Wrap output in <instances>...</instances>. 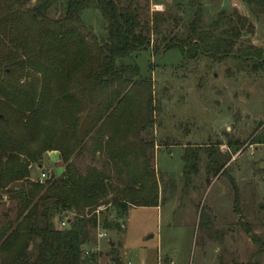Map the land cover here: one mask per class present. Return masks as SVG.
<instances>
[{
  "label": "trees",
  "instance_id": "1",
  "mask_svg": "<svg viewBox=\"0 0 264 264\" xmlns=\"http://www.w3.org/2000/svg\"><path fill=\"white\" fill-rule=\"evenodd\" d=\"M245 2L255 17L264 16V0ZM189 4L196 10L180 35L168 24L181 18L150 12L149 0H0V206L10 205L0 217V264H98L101 254L86 251L98 228L121 234L131 208L163 204L162 176L152 165V87L127 60L171 49L187 61L227 57L253 30L236 9L205 26L199 0ZM87 9L101 17L99 36L82 19ZM237 51L234 57L264 70V50ZM257 144H264L262 122L248 143ZM232 149H184L182 194L194 187L201 152L206 174L218 176L241 148ZM53 151L63 173L32 180L31 167ZM198 218L208 239L222 243L225 232L203 207ZM251 239L264 252L263 240L255 233ZM109 244V264H123L120 246ZM219 264L227 263L220 257Z\"/></svg>",
  "mask_w": 264,
  "mask_h": 264
},
{
  "label": "rangeland",
  "instance_id": "2",
  "mask_svg": "<svg viewBox=\"0 0 264 264\" xmlns=\"http://www.w3.org/2000/svg\"><path fill=\"white\" fill-rule=\"evenodd\" d=\"M189 2L149 0V10L170 11L179 16V25L174 21L168 25L173 34L181 35L196 10ZM199 3L203 25L212 23L221 11L230 13L236 9L249 19L253 30L242 33L227 57L203 54L187 61L178 50L171 49L160 56L142 50L127 60L137 64L141 77L151 83L152 165L162 176L158 184L159 197L164 202L157 208H137L131 212L128 227L121 234L106 231V236L99 240L95 231V239L86 251L101 254L98 264H109L110 241L117 249L123 241L129 254L124 264H219L220 257L227 264H264V252H258L251 239L255 233L264 242V144L248 145L253 129L264 123V70L254 69L252 60L244 62L233 56L247 46L264 50V16L255 17L245 0ZM155 5L162 9L157 11ZM82 19L97 36L102 34L103 25L96 10H85ZM234 143L241 149L231 156L222 175L206 174V154L201 152L199 173L192 181L194 187L183 195V150L219 148L224 155H231ZM43 156L41 167L33 165L30 169L32 180L63 173L57 156ZM169 179L175 182V190L166 185ZM234 185L239 195L238 211L234 210ZM8 207L9 203L0 206V217ZM202 207L214 218L215 228L225 232L222 243L209 240L204 222L199 223ZM242 224L248 225L252 234ZM139 249L145 250L144 263L137 256Z\"/></svg>",
  "mask_w": 264,
  "mask_h": 264
},
{
  "label": "crops",
  "instance_id": "3",
  "mask_svg": "<svg viewBox=\"0 0 264 264\" xmlns=\"http://www.w3.org/2000/svg\"><path fill=\"white\" fill-rule=\"evenodd\" d=\"M250 146H252V145H250ZM249 146V147H250ZM184 151V150H183ZM184 153V152H183ZM47 155L50 157V156H53V155H55V156H57L58 157V161H60V156H58V152H56V151H53V152H49V153H47ZM49 162H50V158H49ZM137 208H141V209H153V208H157V207H137ZM137 208H131L130 210H129V212H128V215H127V217H126V223H125V229L124 230H126L127 229V227H128V223H129V215L131 214V212H133L134 210H136ZM145 250H143V249H139L138 250V252H137V256L139 257V259H140V261L142 262V263H144L145 261H144V259H145ZM120 253H121V256H122V260H123V264H124V262H125V256L126 257H128L129 256V254L127 253V251H126V248H124V246H123V241H122V246H121V248H120ZM144 261V262H143ZM98 262H99V259H98Z\"/></svg>",
  "mask_w": 264,
  "mask_h": 264
},
{
  "label": "built area",
  "instance_id": "4",
  "mask_svg": "<svg viewBox=\"0 0 264 264\" xmlns=\"http://www.w3.org/2000/svg\"><path fill=\"white\" fill-rule=\"evenodd\" d=\"M155 9L157 11L161 10L162 9V6L161 5H155ZM41 177L42 178H45L46 177V174L45 173H42L41 174ZM42 180V179H41ZM60 223V226L61 228L63 227H66V222H65V218H63L62 220L59 221ZM104 236H106V232L103 231L102 229L98 228V231H97V234H96V237L100 240V239H103Z\"/></svg>",
  "mask_w": 264,
  "mask_h": 264
},
{
  "label": "water",
  "instance_id": "5",
  "mask_svg": "<svg viewBox=\"0 0 264 264\" xmlns=\"http://www.w3.org/2000/svg\"><path fill=\"white\" fill-rule=\"evenodd\" d=\"M111 244H112V242H111Z\"/></svg>",
  "mask_w": 264,
  "mask_h": 264
}]
</instances>
